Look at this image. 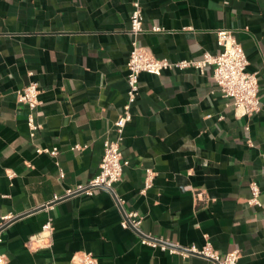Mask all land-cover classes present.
Returning a JSON list of instances; mask_svg holds the SVG:
<instances>
[{"label":"crops","instance_id":"obj_1","mask_svg":"<svg viewBox=\"0 0 264 264\" xmlns=\"http://www.w3.org/2000/svg\"><path fill=\"white\" fill-rule=\"evenodd\" d=\"M140 1L145 31L137 42L160 59L214 54L217 30H232L247 70L258 72L261 111L236 117L212 67L142 73L122 143L129 163L114 194L55 200L100 171L127 101L133 0H0V221L15 216L0 232L8 264H74L81 252L99 264H209L143 244L121 226L126 211L155 238L210 244L221 255L239 249L238 264H264V0ZM32 82L42 102L34 137L31 110L17 97ZM147 169L155 175L142 192ZM253 181L260 205L249 203ZM43 231V240L32 238Z\"/></svg>","mask_w":264,"mask_h":264},{"label":"built area","instance_id":"obj_2","mask_svg":"<svg viewBox=\"0 0 264 264\" xmlns=\"http://www.w3.org/2000/svg\"><path fill=\"white\" fill-rule=\"evenodd\" d=\"M143 6L140 0H133V10L130 16V31L135 37L132 42V50L127 62V101L122 112L117 117L112 134L104 141V153L100 164L99 173L87 184H79L74 188H68L63 195L55 196V200L65 198L78 193L92 195L95 189H105L114 194V186L123 176L124 168L129 161L124 158L122 143L124 141L125 128L132 120V107L136 103L140 93V76L142 73L161 75L166 70H185L194 68L201 73L205 72L207 67L213 68V79L219 87L222 96L230 98L234 107L236 117L251 116L261 111V100L259 97V79L258 72H249L247 67L249 60L243 46L237 41L232 30H217L218 51L214 54L206 52L201 59H182L170 61L167 58H157L151 50L140 46L136 37L145 31ZM160 27H154L153 31H160ZM41 90L36 82H32L17 91L18 101L27 105L31 112L28 114V126L30 136L34 137L37 130L41 127L36 122L34 111L41 105ZM80 148V146H75ZM37 152L49 153L57 156L58 148H38ZM155 172L152 169L146 170V177L142 192H145L152 186ZM252 197L250 204L260 205L259 195L260 187L257 182L250 184ZM117 203L121 206L123 199L114 195ZM15 218L13 215H6L1 218L0 232ZM141 216L135 211L124 212L121 219L123 228H131L138 232L143 244L154 247H160L162 250L170 253H179L182 256L189 254H198L206 257L209 264H238L241 257L239 249H235L221 255L210 244H206L201 249L195 246H181L167 240L155 238L141 230ZM51 223L44 226V231L50 230ZM44 231L33 239L43 240ZM6 254L0 252V264H8ZM74 264H99L97 258L92 252H81L74 256Z\"/></svg>","mask_w":264,"mask_h":264}]
</instances>
